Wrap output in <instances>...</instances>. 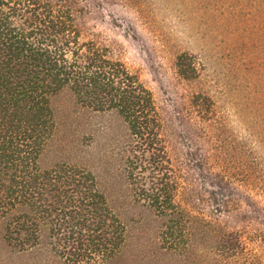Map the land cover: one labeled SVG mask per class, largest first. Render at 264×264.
Wrapping results in <instances>:
<instances>
[{
    "label": "trees",
    "instance_id": "1",
    "mask_svg": "<svg viewBox=\"0 0 264 264\" xmlns=\"http://www.w3.org/2000/svg\"><path fill=\"white\" fill-rule=\"evenodd\" d=\"M100 8L99 0H0L5 243L19 255L45 252L44 264H264V195L241 184L243 198L225 194L224 185H234L220 169L205 174L216 181V190L208 188L190 171L188 152L171 157L167 111L112 46L89 32L87 19ZM175 69L186 81L196 76L188 54L176 56ZM60 92L124 125L121 179L150 218L140 211L133 220L153 228L146 245L137 241L132 260L125 258V220L98 177L78 165H40L55 130L51 98ZM188 106L187 135L211 124L208 96L193 94Z\"/></svg>",
    "mask_w": 264,
    "mask_h": 264
},
{
    "label": "rangeland",
    "instance_id": "2",
    "mask_svg": "<svg viewBox=\"0 0 264 264\" xmlns=\"http://www.w3.org/2000/svg\"><path fill=\"white\" fill-rule=\"evenodd\" d=\"M99 2L101 8L87 19L89 32L112 46L167 111L174 131L171 157L188 152L190 171L208 188H217L216 181L205 174L220 169L234 185H224L225 194L243 198L239 186L247 185L253 194L264 195V0ZM181 54L193 59L192 80L175 69ZM196 93L210 98L212 122L187 135L188 103ZM51 105L55 130L41 167L78 165L98 177L111 208L125 220V258L132 260L137 241L146 245L153 228L121 179L124 125L113 114L80 107L68 92L54 95ZM140 211L148 217L141 224L133 220ZM44 257L45 252H13L0 227V264H40Z\"/></svg>",
    "mask_w": 264,
    "mask_h": 264
}]
</instances>
